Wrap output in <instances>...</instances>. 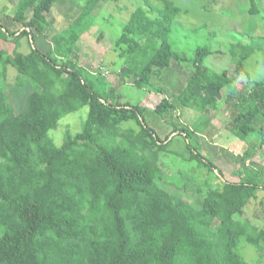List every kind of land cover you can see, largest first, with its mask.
I'll return each instance as SVG.
<instances>
[{"label": "trees", "instance_id": "16d2710c", "mask_svg": "<svg viewBox=\"0 0 264 264\" xmlns=\"http://www.w3.org/2000/svg\"><path fill=\"white\" fill-rule=\"evenodd\" d=\"M61 1L24 0L14 16L0 14V42L11 40L19 47L22 39L31 38L28 53L17 48L6 59L19 76L16 89L29 87L22 102L17 95L11 102L0 89V264H247L236 252L242 237L264 253V216L260 223L245 219L247 207L258 206V193L264 192V167L252 162L264 149V81H255L249 92L238 88L251 49L240 41L232 45L230 75L206 68L204 59L211 52L198 48L181 87V104L202 113L223 101L231 117L226 129L248 144L237 158L242 167L238 181L222 182L195 208L159 183V155L169 136L159 138L143 107L110 104L109 95L77 65L76 45L93 27L101 0L79 8L71 34L56 51L37 44L32 31L44 36L52 28L48 16ZM144 2L146 8L131 14L115 41L116 48H125L120 77L164 95L155 82L188 61L168 43L181 9L172 0ZM251 6L254 15L258 8L254 1ZM16 24L24 30H12ZM248 37L264 43V37ZM260 56L264 68V49ZM208 88L218 90L221 99L210 97ZM85 107L81 129L57 146L51 131ZM174 108L164 97L152 111L162 116ZM130 121L138 131L120 127ZM209 123L210 118L205 127L197 121L193 129L176 128L172 134L180 132L175 136L186 141L189 161L221 175L203 149L192 145Z\"/></svg>", "mask_w": 264, "mask_h": 264}, {"label": "rangeland", "instance_id": "374dc122", "mask_svg": "<svg viewBox=\"0 0 264 264\" xmlns=\"http://www.w3.org/2000/svg\"><path fill=\"white\" fill-rule=\"evenodd\" d=\"M87 1L63 0L52 8L48 16L53 21L52 28L44 36L32 31L43 51L49 48L56 51L60 47L74 28V22L79 16V8ZM172 1L181 12L168 36V43L174 52L185 56L188 61L174 65L163 82H155L165 91L164 95L156 93L151 87L139 89L135 86L134 79L124 82L120 77V71L125 65V58L122 57L125 48H116L115 41L122 35L123 27L131 14L138 8H146L144 0L118 2L101 0L93 11L95 15L93 27L82 35L76 45V61L86 77L97 84L102 92L109 95L110 104L119 101L143 107L147 124L159 138L164 140L169 136L165 152L159 155V165L163 171L159 183L167 190L183 196L198 208L210 191L222 188V182L238 181L236 173L242 170V167L237 158L247 151L248 144L226 129L231 117L229 108L223 104V101L217 109L202 113L196 106L186 107L181 104L180 90L186 83V73L192 68L191 60L196 50L201 47H207L211 52L204 59L206 68L211 72L227 71L233 75L234 61L230 49L239 41L252 52L245 62L246 74L240 77L238 85L241 86L238 88L243 87L249 92L255 81H264V68L260 56L264 43L253 42L248 37L249 35L264 37V0ZM252 1L258 8L254 15L250 14ZM23 2L24 0H0L1 16L3 18L14 16ZM150 4L152 7H160L156 1H151ZM21 28V25L16 24L12 30ZM30 40V37L22 39L19 47L12 44L11 40L0 42V89L9 95L11 102L16 99V95L22 102L29 87L16 89L19 76L16 70L6 63V59L17 48L19 53H28ZM164 97L175 105L174 110L162 116L154 114L152 110ZM237 99L236 95L229 104L232 105ZM86 113L87 107L80 109L76 114L67 115L60 121L59 127L51 131L50 135L57 146L63 144L66 135L73 137L77 134L86 118ZM208 118L211 124L208 125L209 129H205L200 134V138L192 139V145L194 148L200 146L203 149V152L200 151L201 154L221 171V175L196 161H189L190 152L186 147V141L180 136H175L180 132L172 134L176 128L193 129L197 121L205 127ZM120 127L139 130L132 121L122 123ZM252 162L264 167V149L257 151ZM252 162H246L247 169L252 168ZM255 208V203L247 207L245 219L260 223L263 216L262 214L259 216V212L256 214ZM236 252L247 264H264V253H260L243 237L238 241Z\"/></svg>", "mask_w": 264, "mask_h": 264}, {"label": "crops", "instance_id": "0c3cea01", "mask_svg": "<svg viewBox=\"0 0 264 264\" xmlns=\"http://www.w3.org/2000/svg\"><path fill=\"white\" fill-rule=\"evenodd\" d=\"M209 125H211L210 123H209ZM211 128V127H210ZM206 129H209V126H207V128ZM212 131H213V129H211ZM211 131V132H212ZM212 137V136H211ZM213 139H214V137H212ZM237 177V176H236ZM223 181V180H222ZM260 194H263V195H260ZM258 197L260 198L257 202H259L258 203V206H255L256 208H255V212H256V214L259 212V216L262 214V216H264V192L262 191V192H260L259 193V195H258ZM260 202H263V204L261 203V205H260ZM251 206V205H250ZM263 218V217H262Z\"/></svg>", "mask_w": 264, "mask_h": 264}, {"label": "water", "instance_id": "95a60500", "mask_svg": "<svg viewBox=\"0 0 264 264\" xmlns=\"http://www.w3.org/2000/svg\"><path fill=\"white\" fill-rule=\"evenodd\" d=\"M207 93H208V95H209L210 97L216 98V99H218V100L221 99V94H220L219 91L216 90V89L208 88V89H207Z\"/></svg>", "mask_w": 264, "mask_h": 264}]
</instances>
